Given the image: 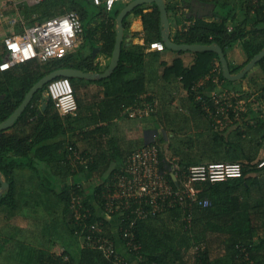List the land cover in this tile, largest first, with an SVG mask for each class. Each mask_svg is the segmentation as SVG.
Masks as SVG:
<instances>
[{
    "label": "trees",
    "instance_id": "trees-1",
    "mask_svg": "<svg viewBox=\"0 0 264 264\" xmlns=\"http://www.w3.org/2000/svg\"><path fill=\"white\" fill-rule=\"evenodd\" d=\"M167 1L168 12L174 10L173 12L177 13L178 8L172 5L173 2ZM184 3L192 11L197 4H200V10H209V7H213L215 13L211 20L197 19L194 24L184 26L181 31L176 33L175 37H171L172 41L178 44L191 45L218 44L226 54L232 74L241 72L254 57L264 50V5H262L261 0L257 4H253L251 0H195L194 2L185 0ZM96 8L100 9L99 13H96ZM148 8H152V10L145 13ZM218 9H228V11L221 13L217 11ZM72 10L77 11L81 16L86 39L84 44L72 53L64 51L46 64H41L37 60H30L12 66L4 62L7 56L5 41L0 43V124L5 122L22 104L32 87L53 71L77 68L87 72L103 73L109 67L108 64L104 70H100L93 58L95 45L92 37L97 34L93 22L100 21L101 23H99L105 28L101 37L96 39V43L101 46L102 53L112 57L117 36L116 20L121 10L115 9L116 12L112 15L106 12L103 7H96L87 0H50L42 5L28 8L27 11L30 15L38 16L33 20L31 18L30 22L34 23V20L41 21ZM131 14L134 16L142 15L145 30L149 36L146 39L147 42H162L161 13L156 4L139 6ZM128 17L124 19L125 28L129 24ZM0 32H3L1 28ZM154 34L157 36L155 35V37ZM237 45H241L246 54L247 60L242 65H234L228 57V51ZM137 49L131 50L123 47L117 69L110 77L99 81L109 85L110 90L116 91V98L112 96L114 93L108 92V95H111L110 98L108 97L101 104L93 107L85 106L78 95L82 86L81 83L84 81L71 78L78 102V113L77 116H62L51 98L47 100L45 109H42L43 96L48 87L45 85L42 90L36 93L15 125L0 132V171L9 184V188L0 198V214L5 217L7 222L6 227H0V229L5 231L11 225L8 224V221L16 218V213L20 209L17 194V179L20 172L18 170L27 169L36 174L37 179H40L45 189L57 195V203L63 208L70 233L74 239H77L75 241L82 239L85 242L86 236L94 231V235L101 234L112 238L119 248L124 241L121 239V235V238L115 235L113 222L109 219L114 217L118 219V224L121 227H127L134 223L133 230L141 248L138 251L125 248L123 251L120 248L119 250L130 261L135 260V264H216L222 257L225 258V262H231V264H264V235L259 232L264 228V168H259L258 164L255 163L256 159L262 156V151L258 150L256 155L246 156L240 151V156L243 158L242 162L236 156L239 154V149L229 143L226 131L224 133L216 131L217 133H214L211 140L198 144L199 161L191 160L188 151L177 152L174 149L175 151L172 152L174 156L178 157L176 162L181 168L183 180L186 181L191 165L226 162L227 160L242 163L244 174L239 179L215 184L206 182L195 185L201 190L199 197L210 200L208 207L204 208L187 200L181 206L170 207L163 212L153 213L149 206L141 204L139 208L146 211L148 215L140 219L136 212H131L132 208L136 207L133 204L131 209L127 210L126 216L121 215L120 219L119 216H114L115 214L109 217L105 216L106 195L110 190H113L115 177L124 166L125 156L130 154L136 145V147H140V141H123L124 144H120L115 141L116 139L106 137L107 133L101 125L105 122L109 124L110 119L121 114V110L118 108L138 106L142 102L144 96H141L147 90L145 64L143 54L139 53L141 47ZM166 49L169 50L168 47ZM179 53L183 54L184 52ZM217 65L220 69L218 72ZM257 66L262 69L264 75V58L258 62ZM134 71L136 76L127 79L130 74H134ZM216 78L219 79V87L228 90L227 87L242 85L248 76L246 75L237 82H230L223 75L220 57L217 53L198 52L193 65L185 66L181 59H176L172 65L165 67L163 89H169L176 83L183 84V87L189 91L187 98L184 99L183 107L190 112L194 119L211 123L214 122V119L211 118L212 116L203 107L197 96L204 97L205 95L206 97L208 95L205 93L207 87L210 88V91L215 92L218 85L213 80ZM203 80L209 83L201 85ZM117 91H121L128 99L123 102V98L117 95ZM155 95V93L150 95L148 100L150 102L155 101L158 98ZM252 97L255 106L249 107L248 110L250 111L248 112L252 113L253 118L259 117L260 122L262 121L261 127L264 128V93L255 96L253 92L248 90L245 91V94L240 95V99L250 100ZM210 108L215 111L213 104H210ZM231 114L234 118L235 114L233 112ZM156 116V112L150 115L155 119ZM261 116L263 118H260ZM249 117L247 113L244 114V119ZM182 119L183 123H177L175 117L165 119L167 137L171 136L172 138L174 135L185 131L186 122L189 121V118L186 116ZM89 124L96 127L88 130L86 128L90 126ZM236 124L233 123L230 126ZM254 128L260 130L258 123ZM238 134L242 135V132L239 131ZM263 141L264 133L260 143ZM162 142L163 139L157 140L160 157L163 160L166 150L161 146ZM196 142L198 141L196 140ZM225 142L227 145L223 147L222 144ZM80 144L84 145L82 151L79 149ZM189 145L194 146V142L190 140ZM201 145L203 147H199ZM191 149L193 148L188 150ZM76 152L85 156L86 161H77V165H75L69 156L76 154ZM231 152L234 155L228 159L214 156L216 154L230 155ZM161 168L164 169V166L162 165ZM85 172L90 174V177L103 180L98 184L85 186L82 183L83 179H78ZM70 177L74 179H68ZM29 178L31 179L32 175H29ZM48 179H57V181L52 182ZM168 179L173 187L178 189L179 185L173 181L170 175ZM79 197L82 201L76 205L74 198ZM75 205L76 208H74ZM190 213L191 220L188 219ZM129 214L131 215L128 218ZM178 225H181L189 235L188 237L183 235L176 247L174 246L176 240L174 235L178 231L175 230L174 226ZM100 227L103 230L102 233L98 231ZM213 232H224L223 234L229 235L226 240L220 243L224 250L222 257L220 254L213 257L210 239ZM14 237V232L7 233V237L0 241V256L7 250L11 239ZM74 243L70 240L65 252L56 255L45 248L31 247L23 240L19 241L20 248L16 252L20 264H114L112 260L106 258L103 250L89 245L83 246L81 253L75 256L70 247ZM198 244L204 245L205 249L199 252L195 251L191 255V258L194 257V261L191 263L189 259L184 258L183 255L186 252L183 254L181 247L186 246V250H188L191 246L195 248Z\"/></svg>",
    "mask_w": 264,
    "mask_h": 264
},
{
    "label": "built area",
    "instance_id": "built-area-1",
    "mask_svg": "<svg viewBox=\"0 0 264 264\" xmlns=\"http://www.w3.org/2000/svg\"><path fill=\"white\" fill-rule=\"evenodd\" d=\"M46 1L50 0H10L11 7L15 10L10 15L4 12L8 5H0V24H6L10 30V35L5 39L7 46L5 63L15 66L30 60H37L41 64H46L61 55L63 51H71L79 47L85 31L81 16L77 11H67L41 21L34 20V23L28 22L22 16V9L19 7L21 4L35 7ZM87 1L96 7H103L106 12L110 13L116 6L128 5L134 0ZM251 1L253 4L259 3V0ZM261 2L264 5V0ZM165 47L163 42L155 41L150 43L149 49L164 51ZM213 82L218 85L215 92L210 91V88L207 87L205 93L208 95L206 97L199 95L197 99L201 100L203 107L208 110L212 117L216 116L222 119L226 116L229 118V115L233 116L232 111L238 117L237 104L242 102L247 104L249 100L240 99L239 94L234 96L227 92L220 94L219 79H214ZM207 83L209 82L204 80L200 84L205 85ZM46 94L55 102V106L62 116H77L78 102L70 78L60 77L52 80L48 83ZM210 104L215 106V111L211 110ZM157 109V100L150 102L144 97L140 105H132L124 110L128 118L141 119L157 112ZM154 141L156 142L133 150L125 157L124 166L115 177L113 190H110L106 195V217L115 214L120 219L121 215L126 216L127 210L131 209L133 204L136 207L132 208L131 212H136L140 219L148 215L146 211L139 208L141 204L149 206L153 213H160L170 207L181 206L187 200L205 208L210 205V200L199 197L201 190L195 186L196 184L206 182L215 184L243 177L244 169L241 163L211 162L191 165L188 170L187 181L183 180L181 168L176 159L169 156L168 148L164 151L162 160L157 139ZM169 141L171 140L169 139ZM162 165L164 169L161 168ZM258 166L264 168V159ZM169 175L179 185L178 189H175L169 181ZM81 201V197L74 198L76 205ZM188 219L191 220V213ZM133 224H129L127 227H121L118 224L117 233L119 237L121 235L122 238H120L124 241L125 249L138 251L141 245L138 243L137 235L133 230ZM98 231L99 233L103 232L101 227L98 228ZM85 243L103 250L106 258L112 260L114 264H131L112 238L101 234L94 235V231H92L86 236ZM204 249V245L201 244L194 248L196 252Z\"/></svg>",
    "mask_w": 264,
    "mask_h": 264
},
{
    "label": "rangeland",
    "instance_id": "rangeland-1",
    "mask_svg": "<svg viewBox=\"0 0 264 264\" xmlns=\"http://www.w3.org/2000/svg\"><path fill=\"white\" fill-rule=\"evenodd\" d=\"M235 1H238V0H235ZM181 10L182 9H178L177 13L179 12L180 14ZM95 11L96 13L97 12L99 13L100 9L96 8ZM217 11L221 13H227L228 9H224V10L218 9ZM115 12L116 11H114L112 15H114ZM214 13H215V8L209 7V10L203 9L202 13H199L200 17L198 18L200 19L204 18V19L211 20ZM188 15L190 17L194 16L193 12L189 10L188 14L186 15L181 14L180 17L186 18ZM99 22H93V27L96 33L98 34V35L96 34L98 38H100L102 35V32L105 31V28H103L102 25L100 24L101 22L100 23ZM189 25L191 24H187L186 26H189ZM7 36H9L8 33H6V31L3 30V32L0 34V43L4 42ZM96 39L94 38V41H93L95 45H96V42H95ZM74 51L76 50L74 49V50L67 51V52L72 53ZM233 52H234L233 54L234 61L238 59V56H243L246 58V54L244 53V48L241 45H237L234 49L228 51L229 60L231 57V53ZM230 62L232 63L231 60ZM252 69L250 71H252ZM219 70H220L219 66L217 65V72ZM259 72H260L259 76L257 78H254L255 81H249V78H248L244 84L242 85L238 84L235 86L227 87L228 90L221 87L219 88V90L221 91L220 94H224V92H227L230 95L234 96L238 94V92L240 94H245V91H248V90L253 92L255 96L260 95L261 93L263 94L264 93V75L260 70ZM157 92L159 93L156 94V92H154L156 94L155 96L158 97L156 98V100L158 101V110L156 112L157 120H155V118L152 117V119L154 118V121H153L154 123H152V119H148L150 118V116H146L141 119H133V120H136L138 129H137L136 135H133L131 137L138 139V138H141L144 134H146V138L150 140L147 142H150V143L156 142L154 141L155 139L157 140L163 139L161 146L163 147L164 150H166L168 146L170 145V148L168 150L169 156H171L173 159H176V161H178V157L172 154V152L175 150H177V152H182V151L187 152L188 151L190 153L191 160L199 161L200 157L198 155L200 154H197L198 144L211 140L214 137V133H217L216 131L222 132V133L226 131V136H228L227 139H229V143H232L233 146H236L239 149L238 150L239 154H237L236 156L241 161L243 160V158L240 156V151H241V154H244L246 156V155H253V154L256 155L257 151L260 150L262 151V156H264V141L260 143L262 141V137L264 133V128L261 127L262 121L260 122L259 117L253 118V116H251L252 113L248 112L250 111L248 110L249 107L255 106V104L253 103L254 98H251V100H249L247 104H245V102L244 103L242 102L241 104L240 103L237 104L238 106L237 110L239 114L238 117L234 116V118H232L229 115V118L224 116L225 118L220 119L219 117L215 116V117H211L214 119V122L206 123V122H201L199 120L194 119V117L190 114V112L185 107H183L184 99L187 98L188 92H189L183 87V84L176 83L175 85L170 86L169 89H166V88L161 89V86H160ZM243 113L244 114L247 113L250 116L249 118H252V119H249V118L244 119ZM186 116L189 118V121L186 122L185 131L178 133V135H174V137L172 138L170 136L169 138H167L166 134L168 133L165 134L166 132L165 129L167 128L165 125V122H166L165 119L169 117L170 118L175 117L177 123H183L182 118ZM260 118H263V116H261ZM233 123H237V124L234 126H230ZM257 123L259 125V128H258L260 129L259 131L257 130V128H254L256 127ZM252 124H254L255 126H253ZM148 126L153 131L152 132L148 131L144 133V131L148 129L147 128ZM237 128L238 130H236ZM239 131L242 132V135L238 134ZM169 139H171V142L169 141ZM190 140L194 142V146L189 145ZM196 140L198 142H196ZM126 142H129V141L127 140ZM226 145H227V142L222 144L223 147H226ZM136 146L134 147V150L135 148L136 149L139 148ZM199 147H203V145ZM189 148H193V149L188 150ZM77 155L80 158L85 157L81 155V153H77ZM232 155H234L233 152H231L230 155L216 154L214 156L228 159V158H232ZM261 157H258L255 161V163H257L258 165L264 159V157L262 158ZM74 160H78V158L76 157L72 159V161ZM226 162L234 163V161H230V160H227ZM238 163H241V162L238 161ZM75 165H77L76 161H75ZM18 171L20 172H19L18 179H17V182H18V193L17 194L19 198L20 209L16 213V218L12 219V221H8V224L10 223L11 225L8 226L5 231H2L0 229V234H2V236H0V241H3L2 239L7 237V233L14 232L15 237L11 239L10 245L8 246L7 250H5L4 253L0 256V264H20V260H19L16 250H19L20 248L19 241H23V240L24 242H27L31 247H36L38 249L45 248L49 252L55 253L56 255L63 254L65 250L67 249L66 247L68 246L67 244L68 243L70 244V240H71V242L73 241L75 243L69 246L71 247L73 254H75V256H78L79 253H81L83 246L86 245V243L82 239H80V241H75L77 239H74L73 236L71 235L69 227L67 225V220L65 219V216H64L63 208L62 206H59L57 203L58 202L57 195L51 192L50 190L45 189L44 186L41 184L40 179H37L36 174L34 172H30L27 169L26 170L19 169ZM87 174L88 173L85 172L83 173V176L84 175L87 176ZM29 175H32L31 179L29 178ZM87 178L88 179H83V182H82L85 186L88 184H98L100 183L101 180H103V179H96V178L90 177V174H88ZM48 180H51L52 182L57 181V179H48ZM90 181H93V182L91 183ZM45 200L47 201L45 202ZM109 219H111V221L113 222V227L115 230L116 237H119L117 233L118 219L114 217L109 218ZM6 223L7 222H6L5 217L0 214V227H6L5 225ZM174 227H175V230L178 231L174 235V237H176V240L174 241V246L177 247L178 243L180 242L181 237H183V235H186L188 237L189 234L184 231L181 225L174 226ZM259 232L261 233V235H264V228L259 230ZM223 233L213 232L211 233V235L209 234L210 239L212 241L213 257L219 254L222 257V255L224 254V250L222 249L223 247L220 246V243L223 240H226L229 235L223 234ZM181 250L183 254L186 252L183 255L184 258L189 259V261L193 263L194 257L192 256L193 258L192 259L191 255L195 253L194 247L191 246L188 250H186V246H184V247H181ZM131 262L132 261H130V263ZM131 264H135V260ZM216 264H231V262H228V263L225 262V258L223 259L222 257V259Z\"/></svg>",
    "mask_w": 264,
    "mask_h": 264
},
{
    "label": "crops",
    "instance_id": "crops-1",
    "mask_svg": "<svg viewBox=\"0 0 264 264\" xmlns=\"http://www.w3.org/2000/svg\"><path fill=\"white\" fill-rule=\"evenodd\" d=\"M169 1H171V3L173 2L172 5L176 6V8L182 9L180 14H179V12L178 13L173 12L174 10H171V12H170L171 37H175L176 33L181 31L184 26H186L187 24H194L197 19H200L198 17H200L199 13H202V10L199 9L200 6L199 7L196 6L192 11L191 9H189L188 7L185 6L186 5L184 3L185 0H169ZM189 1L194 2L195 0H189ZM0 5H8L6 10L4 11L7 15L13 14L15 11L13 9V7H11L10 0H8V1L7 0H0ZM3 7H2V9H3ZM19 7H20V9H22V16L28 22L31 21V18L33 20L34 18L38 17L37 15H35V14L33 15L32 13H31L32 15H30L29 11H27L28 8H32V7H29L25 4H21ZM123 7L125 8V7H127V5L120 4L119 7L116 6L114 8V10L119 9L122 11L124 9ZM114 10L111 11L109 14H112L114 12ZM151 10H152V8H148L145 10V13H149ZM189 10L193 12V15H194L193 17L192 16L190 17L189 15L186 18L180 17L181 14H184V15L188 14ZM131 13H129V14H131ZM129 14L126 17H128ZM206 20H208V19H206ZM128 23H129L128 27L125 28V32H124L123 47H125L126 49H131V50H135V49L141 47V51H139V53L143 54V56H144V64H145L144 65V69H145L144 72H145V76H146V87H147L146 93L143 94L141 97L144 96L146 98V100H148V97H150V95L152 96L154 94V92H156V94L159 93L157 91L159 90L160 86H161V89L163 88V86L165 84V82L163 81V72H164L165 67L172 65L176 59H181L184 62L185 66L193 65L194 59L196 57V52L180 51V52H184L183 54H180L179 51H174L171 49L169 51L167 49H165L164 51L149 49L150 43L146 41V39L149 38V36L145 30V25L143 22L142 15H137V16L135 15L134 16L133 14H131V16L128 17ZM160 27H161V34H162L161 22H160ZM0 28L2 30L6 31V33H8V35H10L9 27H7L6 24H0ZM116 30H117V20H116ZM17 31H19V30H17ZM97 35H94L92 37L93 38L92 41H94V38L98 39ZM155 35L157 36V34H154V36ZM85 40L86 39H85V33H84V36L80 40L79 47L77 49H79L84 44ZM95 42H96V40H95ZM77 49H75V50H77ZM95 50H96L94 52V53H96L95 61L98 64V68L100 70H104L108 66V64L110 65L112 57L102 53L101 46L99 44L97 45V43L95 45ZM233 54H234V52L231 53L230 60L232 61V63L234 65H237V64L242 65L246 61V58L243 56H238V59H236L234 61L233 60V57H234ZM241 60H243V61H241ZM133 73L134 74H132V75L130 74L129 77H127V79L134 78L136 76V73H135V71ZM82 80H84V82L81 83L82 86L80 87L78 95H79V99H80V101H82L83 105L93 107L97 104H101L102 101L107 100L108 97L111 96V95H108V92H110V94L114 93L112 96L116 98V91L110 90L109 85H106L103 82H101V83L99 82V81H102L103 79L102 80H95V81H89V80H85V79H82ZM88 82H90V83H88ZM92 82H97V83H92ZM117 95H119L123 98V100H122L123 102H125V100L128 99L125 94L121 93V91H117ZM45 107H46V105L42 103V109H45ZM125 108H127V107H125ZM125 108H123V107H122V109L118 108L121 110L120 111L121 114H119L118 116H115L113 119H110L109 124L107 122L101 124V125H103L104 130L107 133L106 137L116 139L115 141L120 143V144H124L122 142L123 141L126 142L128 140V141H140L139 142L140 147L148 145L150 142H147V141H150V140L148 138H146V134H144L141 138H138V139L131 137L133 135H136L138 125L136 123V120L129 119L127 117L125 110H124ZM102 112H104V111H102ZM148 119H152V117H150ZM153 121H154V118L152 119V123H154ZM87 123H89V122H87ZM138 124H140V123H138ZM98 126H100V125H98ZM95 127L96 126L92 124L90 126H87L86 129L92 130ZM150 127H151V125H150ZM150 127L148 126L147 127L148 129H146V131H144V133H146L148 131L152 132L153 130H151ZM157 133H159V132H157ZM165 133H167V132H165ZM125 137H127V138H125ZM122 138H124L125 140ZM120 144H119V146H120ZM169 147H170V145L168 146V149H169ZM83 148H84V145L80 144L79 149L82 151ZM77 153L78 152H76V154L69 156L71 160L76 158V157L79 159V160H74L72 162L86 161L85 157L80 158L77 155ZM87 176H88V174H87ZM87 176L86 175L83 176V174H81L80 177H78V179H88ZM68 179H74V178L70 177ZM119 248L122 251L124 249L123 245H120Z\"/></svg>",
    "mask_w": 264,
    "mask_h": 264
},
{
    "label": "water",
    "instance_id": "water-1",
    "mask_svg": "<svg viewBox=\"0 0 264 264\" xmlns=\"http://www.w3.org/2000/svg\"><path fill=\"white\" fill-rule=\"evenodd\" d=\"M146 4H156L159 8V11L161 13V26H162V34L161 38L164 42L165 46L168 47L171 50L174 51H184V52H215L220 57V62L223 70V75L225 79H227L230 82H237L241 79H243L249 71L255 67V65L258 64L260 60L264 58V50L259 53L248 65L244 67V69L239 72L238 74H232L229 62L226 57V54L221 46L218 44H211V45H200V44H178L171 39V26H170V13L168 12V2L167 0H134L130 4L125 7L121 13L119 14L117 18V36H116V44L113 51V55L111 58V62L109 67L105 70L103 73L98 72H87L81 69L77 68H66V69H60L53 71L52 73L46 75L43 77L39 82H37L32 89L28 92L26 95L24 101L22 104L15 110V112L3 123L0 124V132L7 130L11 127H13L16 123V121L21 117V115L25 112V110L28 108L29 104L32 102L34 96L36 93L40 90H42L45 85H48L49 82H51L54 79L60 78V77H66V78H73V79H85L89 81H95V80H102L105 78L110 77L114 71L117 69L120 58L122 55V49H123V40H124V19L125 17L131 13L135 8L139 6H143ZM199 8H201V5L197 4ZM213 8V7H212ZM96 50L94 49V52ZM94 59L96 58V53L93 55ZM262 72V69L259 68L258 71ZM251 76V74H250ZM43 104L47 105V100L49 99V96L44 94L43 96ZM0 198L2 197L3 193L9 188V184L4 178V175L0 171Z\"/></svg>",
    "mask_w": 264,
    "mask_h": 264
},
{
    "label": "flooded vegetation",
    "instance_id": "flooded-vegetation-1",
    "mask_svg": "<svg viewBox=\"0 0 264 264\" xmlns=\"http://www.w3.org/2000/svg\"><path fill=\"white\" fill-rule=\"evenodd\" d=\"M253 68H254V69H252V71H250L249 74H247V76H248V78H249V81H254L253 79H254V78H257V77L259 76V74H260V72L258 71L259 67H258L257 65H255V67H253ZM243 69H244V68H243ZM243 69H242V70H243ZM242 70H241V71H242ZM250 74H251V76H250ZM250 77H252V78H250ZM248 78H247V79H248ZM247 79H246V80H247ZM245 82H246V81H245ZM245 82H244V83H245ZM244 83H243V84H244Z\"/></svg>",
    "mask_w": 264,
    "mask_h": 264
},
{
    "label": "clouds",
    "instance_id": "clouds-1",
    "mask_svg": "<svg viewBox=\"0 0 264 264\" xmlns=\"http://www.w3.org/2000/svg\"><path fill=\"white\" fill-rule=\"evenodd\" d=\"M163 42V41H162ZM164 43V42H163ZM165 49H166V47H165ZM239 94V93H238ZM239 95H242V94H239ZM253 98V97H252ZM243 99H245V98H243ZM247 100V99H246Z\"/></svg>",
    "mask_w": 264,
    "mask_h": 264
}]
</instances>
